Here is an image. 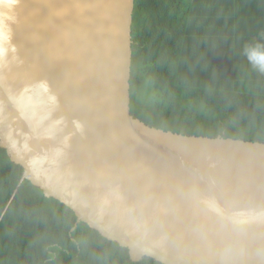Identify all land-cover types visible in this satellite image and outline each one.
I'll list each match as a JSON object with an SVG mask.
<instances>
[{"label": "water", "instance_id": "obj_1", "mask_svg": "<svg viewBox=\"0 0 264 264\" xmlns=\"http://www.w3.org/2000/svg\"><path fill=\"white\" fill-rule=\"evenodd\" d=\"M133 2L0 0V147L133 261L264 264V141L131 115Z\"/></svg>", "mask_w": 264, "mask_h": 264}, {"label": "trees", "instance_id": "obj_2", "mask_svg": "<svg viewBox=\"0 0 264 264\" xmlns=\"http://www.w3.org/2000/svg\"><path fill=\"white\" fill-rule=\"evenodd\" d=\"M133 3L131 115L183 134L264 141V75L241 54L264 36V0ZM75 222L0 147V264H162L133 261L126 247Z\"/></svg>", "mask_w": 264, "mask_h": 264}, {"label": "clouds", "instance_id": "obj_3", "mask_svg": "<svg viewBox=\"0 0 264 264\" xmlns=\"http://www.w3.org/2000/svg\"><path fill=\"white\" fill-rule=\"evenodd\" d=\"M241 54L251 69L260 75H264V36L246 43Z\"/></svg>", "mask_w": 264, "mask_h": 264}, {"label": "rangeland", "instance_id": "obj_4", "mask_svg": "<svg viewBox=\"0 0 264 264\" xmlns=\"http://www.w3.org/2000/svg\"><path fill=\"white\" fill-rule=\"evenodd\" d=\"M143 95H141V97H139L140 99H142Z\"/></svg>", "mask_w": 264, "mask_h": 264}]
</instances>
